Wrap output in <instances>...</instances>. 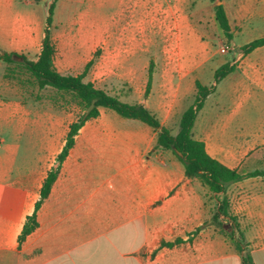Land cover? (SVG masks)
Here are the masks:
<instances>
[{
    "label": "crops",
    "instance_id": "0c3cea01",
    "mask_svg": "<svg viewBox=\"0 0 264 264\" xmlns=\"http://www.w3.org/2000/svg\"><path fill=\"white\" fill-rule=\"evenodd\" d=\"M11 1L0 0V9L4 10ZM149 8L150 15L158 9L153 5ZM57 9L58 1L55 28ZM135 11L125 25L114 31L107 28L100 11L96 16L89 12L76 14L66 23L70 27L80 24L67 35L98 40L124 36L128 22L137 16ZM46 26V22L31 14L12 17L1 13L0 48L25 55L34 52L38 58ZM147 50L113 47L104 51L85 80L125 101L144 103L162 125L177 134L182 114L194 102L196 81L206 85L214 81L212 55L203 45L189 51L199 54L191 61L155 65L152 87L146 96L150 64L138 67L135 62L106 54ZM58 54L61 52L57 47L55 65L63 74L83 72L91 59L87 45L76 42L64 53L63 62ZM126 81L133 94L124 89ZM218 90L217 85L216 92L207 97L200 110L194 137L206 143L211 156L231 168L243 173L264 170L262 147H248L238 159L224 148L210 150L207 140L196 136L197 131L226 132L227 127L214 120L223 115L225 107L208 105ZM255 97H241L238 108L249 113ZM237 98L235 95L233 101ZM10 101L14 104H0V118L13 125L12 133L0 138V264H244L232 241L210 221L218 206L215 201H208L211 191L199 179L186 175L184 164L171 150L155 148L157 131L153 127L109 108L101 107L100 115L79 129L49 196L36 210L44 180L57 166V156L66 144L74 119L71 112L52 104L37 105L32 96ZM226 194L254 264H264V175L234 182ZM234 197L239 198L236 203ZM35 211L38 226L20 242L24 225ZM199 227L201 230L194 234ZM176 238L182 242L173 247L160 246L163 240Z\"/></svg>",
    "mask_w": 264,
    "mask_h": 264
},
{
    "label": "rangeland",
    "instance_id": "374dc122",
    "mask_svg": "<svg viewBox=\"0 0 264 264\" xmlns=\"http://www.w3.org/2000/svg\"><path fill=\"white\" fill-rule=\"evenodd\" d=\"M218 1L224 3L231 21L234 35L231 41L227 39L220 27L215 15V3L211 0H58L57 24L56 28L55 24L52 25L51 30L54 32L53 40L61 52L58 54L59 60L63 62L64 53L73 42L87 45L91 59L99 50L100 54L95 57L96 61L105 55L104 51H110L113 47H128V49L138 47L148 50L134 54L109 53L106 56L135 62L138 67H148L150 61H153L155 68V65H162L169 61H191L199 54H192L189 51L206 45V51L212 55L211 67L217 69L223 63L230 61L236 62L237 68L218 84L219 92L212 95L208 102V105L221 104L227 110L222 116L214 118L215 122L217 120L218 124L227 127L226 132L203 134L197 131L196 136L204 137L210 150L216 151L224 148L235 153L240 159L242 152L248 147L255 146L264 149V46L255 49L247 56H242L239 52L240 46L264 36V0ZM50 2L51 0L32 2L13 0L4 7V10L0 9V14L6 12L12 17L31 14L40 18L45 24ZM152 5L158 9L150 15L149 7ZM136 6H138L137 11H135ZM99 11L106 18L107 28L112 31L125 25L132 17L133 11L137 16L128 22L130 26L124 31V36L104 37L98 40L94 37L80 36L73 39L67 35L70 29H76L80 24L70 27L69 23H66L69 17L85 12L96 16ZM89 18L91 20L92 16ZM151 18L154 20L152 21ZM149 20L152 22H148ZM27 55L32 59L37 58L34 52ZM70 61L77 63L72 59ZM124 85V89L133 94L131 84L126 81ZM35 91L36 87L30 81L29 76L20 71L17 65L8 68L7 64L0 61V98L3 100L0 101L1 105H12L14 103L10 100L18 98L26 99L31 96L36 98ZM38 95L42 98L37 100V105L50 107L51 99H56L60 105L58 109L71 112L73 119L79 112L76 101L70 96L65 98L64 95L56 94L50 89L42 90L38 92ZM235 95L238 96L236 102L233 101ZM249 95L253 98L258 95L261 97L258 99L255 97L256 99L252 100L253 108H250L249 113H244L238 107L241 105V97ZM12 129L13 125L7 124L5 119L0 118V138L9 136ZM235 190L239 191L241 188L236 187ZM223 197L224 194L215 196L211 192L208 201L212 203L215 201L218 204V199ZM238 200V197H234L233 203ZM222 219L225 221L224 218ZM228 225L227 231L230 230Z\"/></svg>",
    "mask_w": 264,
    "mask_h": 264
},
{
    "label": "trees",
    "instance_id": "16d2710c",
    "mask_svg": "<svg viewBox=\"0 0 264 264\" xmlns=\"http://www.w3.org/2000/svg\"><path fill=\"white\" fill-rule=\"evenodd\" d=\"M58 0H52L49 4V14L46 19V28L42 41L41 52L36 60L30 59L24 53L16 51H6L0 48V61L7 64L8 68L17 65L19 70L29 76L30 81L36 87V100H40L38 92L50 89L56 94L72 97L79 107V112L69 125L66 137V144L57 156V166L49 171L41 188V197L36 203V210L39 209L43 201L49 196L52 186L56 181L60 167L64 159L69 154L70 149L75 143V137L79 129L86 121L100 115V108H109L116 111L125 118L141 120L157 131L155 148L171 150L184 164L186 175L190 178L199 179L216 196L224 194L222 199H218V206L211 214V223L219 231L227 236L235 245L238 252L242 255L244 264H254L251 253L247 249L248 243L245 241L244 233L236 215L231 212V203L226 195L230 184L243 180L249 176L264 175V170H255L243 173L238 168H231L211 156L203 140L194 137L193 128L200 110L203 108L207 97L216 92L217 85L237 68L236 62H225L220 65L214 73V81L210 85L196 81L197 92L194 102L184 111L179 122V131L173 134L171 130L162 125L158 117L144 104L139 102H128L118 94H113L108 90L98 87L92 81L85 78L95 63V57L100 54L97 50L95 57L90 59L79 74H63L55 65V55L57 52L56 44L52 37L51 27L54 21V13ZM215 3V15L225 36L229 41L234 37L232 25L224 3L218 0H211ZM264 46V36L256 38L239 47L242 56H247L255 49ZM154 62L150 61L148 81L145 95L147 96L152 87V72ZM52 105L58 108L59 101L51 99ZM54 101V102H53ZM60 106V105H59ZM62 107L64 105H61ZM65 110H68L64 107ZM182 154V155H180ZM224 218L226 221H224ZM227 222V223H226ZM227 224L230 230L227 231ZM38 226L36 211L30 215L19 236L22 242ZM202 227L197 228V234ZM182 242L181 238L173 241H162L161 247H173Z\"/></svg>",
    "mask_w": 264,
    "mask_h": 264
},
{
    "label": "built area",
    "instance_id": "2783aa9c",
    "mask_svg": "<svg viewBox=\"0 0 264 264\" xmlns=\"http://www.w3.org/2000/svg\"><path fill=\"white\" fill-rule=\"evenodd\" d=\"M225 51V49H223Z\"/></svg>",
    "mask_w": 264,
    "mask_h": 264
},
{
    "label": "water",
    "instance_id": "95a60500",
    "mask_svg": "<svg viewBox=\"0 0 264 264\" xmlns=\"http://www.w3.org/2000/svg\"><path fill=\"white\" fill-rule=\"evenodd\" d=\"M180 155H182V154H180Z\"/></svg>",
    "mask_w": 264,
    "mask_h": 264
}]
</instances>
